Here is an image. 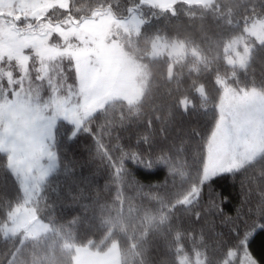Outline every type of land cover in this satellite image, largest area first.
Here are the masks:
<instances>
[{
  "label": "snow or ice",
  "instance_id": "1",
  "mask_svg": "<svg viewBox=\"0 0 264 264\" xmlns=\"http://www.w3.org/2000/svg\"><path fill=\"white\" fill-rule=\"evenodd\" d=\"M209 3L211 0L204 7ZM118 9L123 10L113 0H7L0 9V173L4 179L14 181L17 188L14 200L0 196V264H29V260L31 264H56L58 260L49 234L59 232L67 236V233L63 227L54 229L51 219L45 222L44 213L51 206L38 193L47 176L59 165L58 153L52 148L61 135L73 141L86 134L95 145L96 155L107 163L114 182L134 186L144 193V199L153 202L163 199L160 186L141 185L132 178L127 165L129 161L137 164L143 161L140 151L123 145L118 135L110 147L105 142V137H112L114 127L126 125L123 116L118 117L108 109L115 98L124 96L115 82L111 88L106 87L112 77L110 61L124 60L145 79L148 75L143 66L136 65L123 51L125 40L131 41V30L121 23ZM126 10L133 11L130 7ZM244 24L240 33H234L224 46L226 66L233 69L246 68L253 59L254 49L247 46L248 36L259 41L264 53V18L245 19ZM237 76L234 71L233 79ZM214 83L227 81L218 75ZM197 91L205 98L204 88ZM224 92L236 103L221 106L220 117L207 140V164L197 154L203 164V179L185 188L178 203L189 209L192 205L198 207L204 187L214 183L218 175L228 173L235 178L249 168L258 172L262 183L256 188L247 185L248 191L233 209L235 215L226 214L227 199L221 198L216 203L219 194L215 198L210 196V207L206 209L208 214L222 217L228 229L224 242L227 247L216 258L218 264H258L249 251V243L258 229H264V92L255 87L240 94L225 87ZM257 100L259 107L254 106ZM183 106L187 111L190 106L187 99ZM241 107L252 111L242 112ZM226 112L232 117L231 131L226 124ZM57 118L66 121L70 131L65 133L63 127L58 128ZM241 132L248 134L243 142ZM137 140L151 146L149 133L137 134ZM186 151L181 142L175 156L161 153L155 158L168 167L174 186L177 182L185 184L191 175ZM45 159L46 165L42 163ZM152 166L150 158L147 167ZM199 172L197 169L198 177ZM245 178L249 180L248 176ZM117 199H122L119 192ZM134 210L130 202L129 212ZM192 214L197 221L201 218L199 211ZM146 218L150 223L153 220L151 215ZM159 220L164 222L167 217L161 215ZM102 222L111 226L113 233L117 228L123 230V207L115 216L102 217ZM94 244L95 240L90 241V245Z\"/></svg>",
  "mask_w": 264,
  "mask_h": 264
},
{
  "label": "trees",
  "instance_id": "2",
  "mask_svg": "<svg viewBox=\"0 0 264 264\" xmlns=\"http://www.w3.org/2000/svg\"><path fill=\"white\" fill-rule=\"evenodd\" d=\"M113 2L122 6L123 10H117L121 20L128 19L132 12H137L142 19L139 31L130 34L131 41L125 40L123 51L143 66L148 75L139 101L114 99L108 105L109 111L125 118L126 125L114 127L112 137H105V142L110 147L118 135L123 145L140 151L143 161L139 164L129 161L127 165L132 178L141 185L160 186L163 199L160 202L144 199V193L134 186L114 182L107 163L96 155L95 145L86 134L73 141L61 135L53 147L58 153L59 165L38 193L51 206L44 213L45 222L51 219L54 229L63 227L67 233V236L59 232L49 234L58 255L56 264H73L74 247L104 251L113 242L119 248V264H218L216 258L227 247L224 242L228 239V229L222 217L206 211L210 207L209 198L219 194L217 204L221 198L227 199L225 212L235 215L233 209L248 191L247 185L256 188L262 183L259 173L249 168L244 174L249 180L244 175L233 178L228 173L216 176L214 183L204 187L198 207H181L178 201L185 194V188L202 180L208 155L207 140L219 118L218 105L224 88L242 93L255 87L264 92V53L254 37H247V46L254 53L246 68L226 66L224 58L225 44L245 27V19L264 18V0H212L207 8L180 0L165 9L140 0ZM128 7L133 11H127ZM174 43L182 44L185 53L153 55L157 44ZM240 52L243 54V46ZM234 71L238 74L235 80ZM218 75L227 83H214ZM198 88H204L205 98H201ZM185 99L190 104L187 111L183 106ZM66 124L60 120L57 127H63L67 133L70 126ZM139 133L150 134V147L138 142ZM181 142L187 148L185 155L192 166L191 175L185 184L177 182L174 186L168 167L155 158L161 153L175 156ZM197 154L203 158V164ZM150 158L152 168L147 167ZM197 169H200L199 177ZM16 191L14 181L4 179L0 173V196L14 200ZM118 192L122 199H117ZM129 201L134 211L129 212ZM121 207L125 226L113 233L102 217L117 215ZM196 211L201 213L198 221L192 214ZM149 215L153 217L151 223L146 218ZM161 215L167 220L161 222ZM74 220L76 223H72ZM93 240L96 244L90 245ZM249 246L258 264H264V229L257 230Z\"/></svg>",
  "mask_w": 264,
  "mask_h": 264
},
{
  "label": "rangeland",
  "instance_id": "3",
  "mask_svg": "<svg viewBox=\"0 0 264 264\" xmlns=\"http://www.w3.org/2000/svg\"><path fill=\"white\" fill-rule=\"evenodd\" d=\"M176 1H180V0H147V2H144V3L149 4V5H156L162 9H165ZM182 1H185L187 3H195V4H202V5H205V3H208V0H182ZM6 3H7V0H0V9H2ZM121 23L125 24L127 28L131 30L130 34H136L141 27L142 19L140 18L137 12H132L129 18L126 20H121ZM161 53H166L169 56H177V55H180L181 53L184 54L185 48L182 44H176V43L172 44L171 46H167L165 44H159V45L157 44L155 46V50L153 51V55L156 56V55H160ZM110 63H112L113 65L112 66V77L106 83V87L111 88L113 82H115L124 91V96L117 97L115 99H122L128 102L130 99L132 100V102L139 101L145 90L146 79L144 78V76L138 74L135 71V68L132 66H129L127 62L124 60H116L115 62L110 61ZM134 63L136 65H140L136 61H134ZM41 94L44 95L43 92ZM234 103L236 102L234 100H229V98L225 96V92H223L222 100L220 104L218 105L219 117H220L221 106L227 105V104L234 105ZM259 105H260L259 100L254 102L255 107H259ZM240 110L242 112L252 111V109H248V107H241ZM225 117H226L227 127L229 131H231L233 127L232 117L229 116L227 112L225 113ZM60 120L64 121L61 118H57V123ZM247 138H248V134L246 132L240 133L241 142L245 141ZM47 142L50 144L52 143L51 141H47ZM52 151H54L53 148H52ZM207 162H208V155L206 156V164ZM42 163L46 165L48 163L47 159L42 161ZM203 175H204V171H203ZM202 179H203V176H202ZM73 250H74L73 264H119V248H118L117 243L115 242H113L104 251L92 250V249H89L88 247H74Z\"/></svg>",
  "mask_w": 264,
  "mask_h": 264
},
{
  "label": "clouds",
  "instance_id": "4",
  "mask_svg": "<svg viewBox=\"0 0 264 264\" xmlns=\"http://www.w3.org/2000/svg\"><path fill=\"white\" fill-rule=\"evenodd\" d=\"M30 264H31V262H30Z\"/></svg>",
  "mask_w": 264,
  "mask_h": 264
}]
</instances>
